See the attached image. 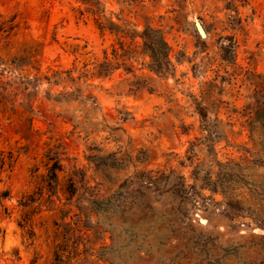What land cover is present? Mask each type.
I'll list each match as a JSON object with an SVG mask.
<instances>
[{
	"label": "rangeland",
	"instance_id": "374dc122",
	"mask_svg": "<svg viewBox=\"0 0 264 264\" xmlns=\"http://www.w3.org/2000/svg\"><path fill=\"white\" fill-rule=\"evenodd\" d=\"M0 264H264V0H0Z\"/></svg>",
	"mask_w": 264,
	"mask_h": 264
},
{
	"label": "trees",
	"instance_id": "16d2710c",
	"mask_svg": "<svg viewBox=\"0 0 264 264\" xmlns=\"http://www.w3.org/2000/svg\"><path fill=\"white\" fill-rule=\"evenodd\" d=\"M157 30L147 27L142 33V38L146 49L148 50L151 62L154 68L160 69L163 65L169 63L168 61V46L162 37H156Z\"/></svg>",
	"mask_w": 264,
	"mask_h": 264
},
{
	"label": "water",
	"instance_id": "95a60500",
	"mask_svg": "<svg viewBox=\"0 0 264 264\" xmlns=\"http://www.w3.org/2000/svg\"><path fill=\"white\" fill-rule=\"evenodd\" d=\"M194 24H195V27H196L197 31L199 32V34L201 36H205V31H204L201 23L198 21V19H195Z\"/></svg>",
	"mask_w": 264,
	"mask_h": 264
}]
</instances>
